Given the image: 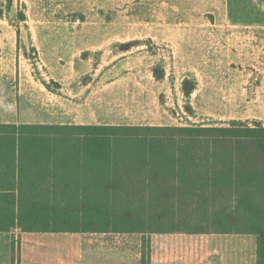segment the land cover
I'll list each match as a JSON object with an SVG mask.
<instances>
[{"label": "rangeland", "instance_id": "374dc122", "mask_svg": "<svg viewBox=\"0 0 264 264\" xmlns=\"http://www.w3.org/2000/svg\"><path fill=\"white\" fill-rule=\"evenodd\" d=\"M177 3L12 0L8 10L0 0V72L10 80V105L20 80L40 85L38 93L23 88L34 99L21 96L25 106L13 108L15 117L79 120L88 111L82 105L94 100L104 105L97 115L107 125L209 127L244 119L252 109L241 107V96L247 102L264 88V27H226L223 13ZM5 214L0 226L9 223ZM0 233V264H18L24 232L15 225Z\"/></svg>", "mask_w": 264, "mask_h": 264}, {"label": "trees", "instance_id": "16d2710c", "mask_svg": "<svg viewBox=\"0 0 264 264\" xmlns=\"http://www.w3.org/2000/svg\"><path fill=\"white\" fill-rule=\"evenodd\" d=\"M0 212V232L253 234L264 264V127L0 124Z\"/></svg>", "mask_w": 264, "mask_h": 264}, {"label": "crops", "instance_id": "0c3cea01", "mask_svg": "<svg viewBox=\"0 0 264 264\" xmlns=\"http://www.w3.org/2000/svg\"><path fill=\"white\" fill-rule=\"evenodd\" d=\"M174 1L178 2V5L184 4V10L223 13L218 16L226 27H264V22L259 19L264 17V9L254 8L264 7V0ZM4 76L0 72V124L107 125L102 117L97 115L99 108L104 105H98L94 100L82 105L91 113L86 111L87 114L79 120L70 115L64 118L48 115L47 118L40 119L34 114L23 116L22 113L21 117H15L13 108L18 106L20 110L25 106L21 103L22 97L26 95L34 99V93H28L23 88H30L34 92L32 87H36L38 93L40 85L33 78L20 80L18 101L11 106L7 88L10 80L7 75ZM3 84L6 85L5 88ZM255 93V97L245 100L247 102H244V97L240 98L241 107L244 108L247 103L252 112H248L249 115L244 119L230 121L258 122L264 127L263 86L257 87ZM60 209L62 208L50 211L49 214L60 212L65 215L66 211ZM144 242L146 264H257L258 260L257 237L253 234L24 232L19 243L18 264H142ZM28 244L32 245L27 246Z\"/></svg>", "mask_w": 264, "mask_h": 264}]
</instances>
